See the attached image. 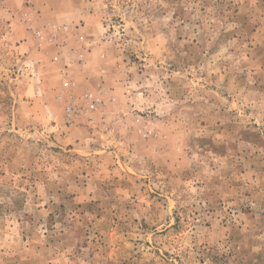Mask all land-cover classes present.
Returning a JSON list of instances; mask_svg holds the SVG:
<instances>
[{
	"label": "rangeland",
	"instance_id": "374dc122",
	"mask_svg": "<svg viewBox=\"0 0 264 264\" xmlns=\"http://www.w3.org/2000/svg\"><path fill=\"white\" fill-rule=\"evenodd\" d=\"M0 264H264V0H0Z\"/></svg>",
	"mask_w": 264,
	"mask_h": 264
},
{
	"label": "built area",
	"instance_id": "2783aa9c",
	"mask_svg": "<svg viewBox=\"0 0 264 264\" xmlns=\"http://www.w3.org/2000/svg\"><path fill=\"white\" fill-rule=\"evenodd\" d=\"M69 86L68 81H64L62 83V89L67 90ZM141 93V92H140ZM59 99L64 102V109L67 116V121L69 123H73L74 120L79 118L84 111H88L89 109L94 107V103L92 100L88 99L84 103H78V101L73 100L69 95H59Z\"/></svg>",
	"mask_w": 264,
	"mask_h": 264
},
{
	"label": "crops",
	"instance_id": "0c3cea01",
	"mask_svg": "<svg viewBox=\"0 0 264 264\" xmlns=\"http://www.w3.org/2000/svg\"><path fill=\"white\" fill-rule=\"evenodd\" d=\"M87 22H85L84 26L80 29L82 30L83 33L89 35V37H91L89 43H88V48L91 49V52L88 53L89 57H91L93 55L94 50L96 49V51L98 50V46L96 45V40L94 38H96V34L98 33L97 31V27L94 25L93 21V17L89 14L87 15ZM21 47V45H20ZM19 48V47H18Z\"/></svg>",
	"mask_w": 264,
	"mask_h": 264
}]
</instances>
